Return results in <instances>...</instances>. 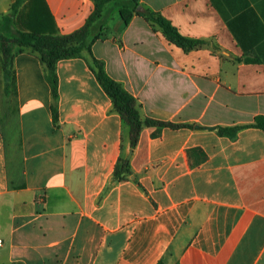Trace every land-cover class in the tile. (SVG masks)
Listing matches in <instances>:
<instances>
[{
  "label": "crops",
  "instance_id": "crops-1",
  "mask_svg": "<svg viewBox=\"0 0 264 264\" xmlns=\"http://www.w3.org/2000/svg\"><path fill=\"white\" fill-rule=\"evenodd\" d=\"M17 1L0 0V16ZM139 2L208 44L186 53L119 11L92 53L144 118L182 127L145 126L132 149L86 59L58 62L55 100L39 56L17 49L11 102L0 78V264H264V130L219 131L264 117V0ZM94 8L24 0L16 25L69 35Z\"/></svg>",
  "mask_w": 264,
  "mask_h": 264
},
{
  "label": "trees",
  "instance_id": "trees-1",
  "mask_svg": "<svg viewBox=\"0 0 264 264\" xmlns=\"http://www.w3.org/2000/svg\"><path fill=\"white\" fill-rule=\"evenodd\" d=\"M24 0H18L12 7L8 15L0 16V78L2 82V93L5 98L13 100L16 96V72L14 69V58L16 50H30L36 53L41 62L46 66L49 72V79L52 84L54 99L58 95V77L56 67L59 61L75 58L86 59L90 68L94 72L99 83L105 92L112 99L114 110L118 112L125 123L130 127L131 148L134 149L138 143L142 130L145 126L157 128H179L180 125H174L168 122L158 121L152 118H144L142 115V106L138 100L129 93L124 86L114 80L107 73L105 64L97 59L92 53V44L98 40H103L106 36L95 37L91 46H87V36L90 24L100 18L105 6L113 0H93L95 11L86 24L78 31L69 35H54L52 33H40L35 31H23L16 25V11ZM45 10V8H44ZM136 14L143 17L154 30H159L165 38L171 43L189 53L199 47L208 44V41L189 38L182 35L170 20L161 13L152 11L143 7L139 0H131L130 6L120 10V16L124 25H128L132 16ZM218 49V47H216ZM86 50L88 57L83 53ZM54 122H58V109L56 104L52 106ZM3 119L0 118V128L3 126ZM260 128L264 130V117L259 116L253 124L235 127H219L222 134L235 135L244 128ZM3 132V129H2ZM131 174V162L126 156L119 159L114 173V180L121 182ZM161 264V263H160Z\"/></svg>",
  "mask_w": 264,
  "mask_h": 264
},
{
  "label": "rangeland",
  "instance_id": "rangeland-1",
  "mask_svg": "<svg viewBox=\"0 0 264 264\" xmlns=\"http://www.w3.org/2000/svg\"><path fill=\"white\" fill-rule=\"evenodd\" d=\"M130 1L131 0H113L105 6L100 18L93 21L89 26L86 41L87 46H91V42L93 39H95V37L101 38L103 35L107 36L112 30L119 29V11L124 7L130 6ZM93 13L90 15V17L93 15ZM90 17L88 19H90ZM121 20L123 21L122 18ZM83 53L88 57L86 50ZM11 124L13 125V117L11 118ZM8 128L10 129V126Z\"/></svg>",
  "mask_w": 264,
  "mask_h": 264
},
{
  "label": "built area",
  "instance_id": "built-area-1",
  "mask_svg": "<svg viewBox=\"0 0 264 264\" xmlns=\"http://www.w3.org/2000/svg\"><path fill=\"white\" fill-rule=\"evenodd\" d=\"M43 199V197L42 198H40V201ZM0 243H1V241H0Z\"/></svg>",
  "mask_w": 264,
  "mask_h": 264
},
{
  "label": "water",
  "instance_id": "water-1",
  "mask_svg": "<svg viewBox=\"0 0 264 264\" xmlns=\"http://www.w3.org/2000/svg\"><path fill=\"white\" fill-rule=\"evenodd\" d=\"M132 154V152L130 153V155Z\"/></svg>",
  "mask_w": 264,
  "mask_h": 264
}]
</instances>
